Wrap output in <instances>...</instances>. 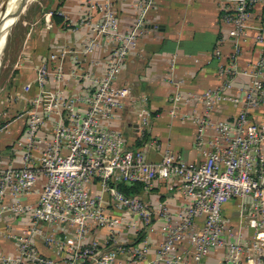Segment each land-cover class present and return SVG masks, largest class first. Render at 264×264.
Instances as JSON below:
<instances>
[{
  "label": "built area",
  "instance_id": "built-area-1",
  "mask_svg": "<svg viewBox=\"0 0 264 264\" xmlns=\"http://www.w3.org/2000/svg\"><path fill=\"white\" fill-rule=\"evenodd\" d=\"M233 1L232 10L223 16L232 26L228 37L233 50L218 68L220 86L200 96L177 92L173 98L176 106L199 100L205 108V115L195 118L204 158L195 165L173 153H166L160 162H147L142 149H130L120 132L103 125L128 93L117 90L115 83L144 35L152 0L139 3L140 16L126 32L119 28L114 0L96 4L88 0L101 18L83 52H93L107 38L111 42L108 64L101 76L68 75L87 82L81 96L49 90L50 64L38 68L40 90L26 121L22 163L0 169V221L7 214L28 215L32 225L21 233L5 234L16 242L17 253L1 257L2 264H118L121 254H128L126 264H206L217 250H225L222 264H264V20L251 34L252 16L261 0ZM250 40L257 55L247 69H241L239 62ZM215 55L220 58L221 51ZM57 58L51 55L50 61ZM56 76L60 82L65 74ZM239 76L248 77L249 82L235 92ZM225 105L238 107L237 115L213 120L212 112ZM258 112L260 118L253 119ZM50 119L55 120L52 139L36 154L41 143L38 135ZM41 175L46 183L37 202L25 203L23 198L34 192ZM157 181L166 182L170 190L178 182L188 204L176 214L160 206L156 214L164 221L159 228L163 238L155 259L147 262L151 249L147 234L156 230L155 212L141 196L126 195L119 186L141 183L147 189ZM93 187L98 190L94 192ZM233 200L240 222L252 235H237L230 227L225 211ZM44 226L51 229L50 234ZM99 231L104 234L103 243L92 238ZM128 233L146 236L140 244L127 246L122 239ZM36 238L56 245L55 257L42 254ZM184 243L191 248L189 255L179 249Z\"/></svg>",
  "mask_w": 264,
  "mask_h": 264
},
{
  "label": "crops",
  "instance_id": "crops-1",
  "mask_svg": "<svg viewBox=\"0 0 264 264\" xmlns=\"http://www.w3.org/2000/svg\"><path fill=\"white\" fill-rule=\"evenodd\" d=\"M39 1L12 32L11 39H17L5 41L4 47L7 46V50L13 48L15 52L8 61L12 67L11 74L3 87L0 86V169L19 167L22 163L26 121L33 109L32 101L40 90L38 68L42 64H50L49 90L63 92L66 96H81L88 87L87 82L68 75L72 72L79 76L103 75L111 52V42L107 38H103L93 52H83L94 35L93 26L101 18L88 0ZM141 1L114 0L122 32L130 30L138 20ZM94 2L96 4L101 0ZM233 6V0H152L144 35L128 56L115 83L117 90H127L128 93L120 98V105L113 114L103 120L107 129L122 134L130 149H142L147 162H160L166 153H173L188 164L203 162V148L197 143L199 126L195 118L205 115L204 105L199 100H190L176 106L173 98L177 92L200 96L220 86L218 68L233 50V43L228 37L232 26L223 21V16ZM47 14H51L50 18ZM263 20L264 0H261L252 16L251 34H255ZM217 50L221 51L220 58L215 55ZM51 55L58 56L55 62L50 61ZM256 55L257 47L250 40L244 46L239 67L247 69ZM58 72L65 74L60 82L56 76ZM248 82V77L239 76L235 92ZM238 111V107L225 105L212 112L211 118L230 119ZM261 114H253V119H259ZM54 122V119L48 120L39 133L41 143L36 154L43 151L52 139ZM45 183L46 178L39 176L34 192L24 197L23 201L36 203ZM96 190L98 188L93 187V191ZM139 196L155 212L152 222L156 230L151 235L147 234L151 248L146 258L148 262L155 259L163 238L159 228L164 221L158 218L156 212L160 206H165L176 214L187 206L188 200L180 193L178 182L170 190L166 182L157 181ZM225 214L237 235H252L238 218L236 200L227 205ZM31 225L28 215L7 214L0 221V258L17 253L16 242L5 234L8 231L21 233ZM197 225L201 227L202 221L198 220ZM44 230L47 234L51 233L47 226ZM145 236V233L136 237L128 233L122 240L127 242V246L136 245ZM92 238L102 243L105 241L101 231L94 233ZM34 241L42 254L55 257L56 245H49L40 238ZM179 249L186 255L191 252L185 243ZM224 254L225 250L212 252L206 264H222ZM127 259L128 254L119 255L118 264H126Z\"/></svg>",
  "mask_w": 264,
  "mask_h": 264
},
{
  "label": "bare ground",
  "instance_id": "bare-ground-1",
  "mask_svg": "<svg viewBox=\"0 0 264 264\" xmlns=\"http://www.w3.org/2000/svg\"><path fill=\"white\" fill-rule=\"evenodd\" d=\"M19 0H12L11 4L5 11L3 18L0 20V58L3 54V49L5 46V41L7 40V34L6 31L10 30V28L13 26L14 22L15 24L27 15L28 11L32 8V6L35 4L36 0H25L23 4V9L20 11V13L17 15L16 20L11 19V13L13 10L16 9L18 6Z\"/></svg>",
  "mask_w": 264,
  "mask_h": 264
},
{
  "label": "rangeland",
  "instance_id": "rangeland-1",
  "mask_svg": "<svg viewBox=\"0 0 264 264\" xmlns=\"http://www.w3.org/2000/svg\"><path fill=\"white\" fill-rule=\"evenodd\" d=\"M7 0H0V13H1V8H2V5L6 2ZM37 2H40L39 0H36L35 4L32 6V7H36L37 6ZM33 8V9H34ZM32 9V8H31ZM22 23V20L17 22L16 24H14L12 27H11V30L9 32V35L7 37V40H13L15 41L17 38L14 37L13 39H11L12 37V32L14 31V29H16L18 26H20ZM1 25V24H0ZM6 40V41H7ZM7 46L6 48L4 47L3 49V54L0 58V86L3 87L6 79L9 77V75L11 74V71H12V67L11 65L9 64V59H12V57L14 56V52H15V49L11 48L10 50H7ZM9 51V52H8ZM0 93H1V90H0Z\"/></svg>",
  "mask_w": 264,
  "mask_h": 264
},
{
  "label": "water",
  "instance_id": "water-1",
  "mask_svg": "<svg viewBox=\"0 0 264 264\" xmlns=\"http://www.w3.org/2000/svg\"><path fill=\"white\" fill-rule=\"evenodd\" d=\"M12 0H7L1 8V13H0V20L3 18V15L5 13V11L7 10V8L9 7V5L11 4ZM25 0H19L18 1V6L16 7L15 10L12 11L11 13V19L12 20H16L17 15L20 13V11L23 9V4H24ZM11 30V28H10ZM10 30L6 31L7 37L9 35Z\"/></svg>",
  "mask_w": 264,
  "mask_h": 264
},
{
  "label": "trees",
  "instance_id": "trees-1",
  "mask_svg": "<svg viewBox=\"0 0 264 264\" xmlns=\"http://www.w3.org/2000/svg\"><path fill=\"white\" fill-rule=\"evenodd\" d=\"M119 189L126 195L132 196V195H140L146 188H145V185L141 183H137V184L130 185V186L120 185Z\"/></svg>",
  "mask_w": 264,
  "mask_h": 264
}]
</instances>
